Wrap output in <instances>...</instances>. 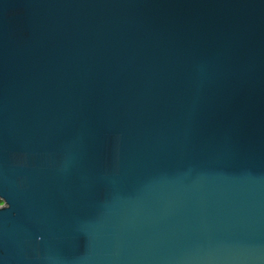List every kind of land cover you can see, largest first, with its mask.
Returning a JSON list of instances; mask_svg holds the SVG:
<instances>
[{
	"label": "water",
	"instance_id": "1",
	"mask_svg": "<svg viewBox=\"0 0 264 264\" xmlns=\"http://www.w3.org/2000/svg\"><path fill=\"white\" fill-rule=\"evenodd\" d=\"M0 264H264V0H0Z\"/></svg>",
	"mask_w": 264,
	"mask_h": 264
},
{
	"label": "trees",
	"instance_id": "2",
	"mask_svg": "<svg viewBox=\"0 0 264 264\" xmlns=\"http://www.w3.org/2000/svg\"><path fill=\"white\" fill-rule=\"evenodd\" d=\"M2 204V201L0 200V205Z\"/></svg>",
	"mask_w": 264,
	"mask_h": 264
}]
</instances>
